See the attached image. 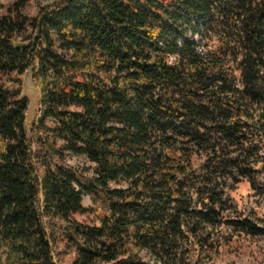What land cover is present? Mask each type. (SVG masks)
Returning <instances> with one entry per match:
<instances>
[{"label": "trees", "instance_id": "16d2710c", "mask_svg": "<svg viewBox=\"0 0 264 264\" xmlns=\"http://www.w3.org/2000/svg\"><path fill=\"white\" fill-rule=\"evenodd\" d=\"M35 1L0 15V264L263 256L264 0Z\"/></svg>", "mask_w": 264, "mask_h": 264}, {"label": "rangeland", "instance_id": "374dc122", "mask_svg": "<svg viewBox=\"0 0 264 264\" xmlns=\"http://www.w3.org/2000/svg\"><path fill=\"white\" fill-rule=\"evenodd\" d=\"M12 0H0V15L6 13L7 8L11 5ZM47 1L45 0H38L35 2L29 3L26 8L24 9V13L28 15H35L39 6L45 5ZM12 77L17 78L20 80L22 95H24L28 99V108L26 111V134L29 137L30 141H34L36 135L34 136V128L39 118L40 109L38 105V91L37 87L32 80L31 73L29 71L23 73L22 75H13ZM37 144L33 143V150H36ZM65 162L80 170L84 176H88L91 173V164L84 158L80 156H73L70 154H66ZM248 187L245 184L240 185L233 197L240 202L242 198L247 195ZM82 205L85 208L93 207V203L89 196H83L82 198ZM75 218L79 221H85L87 223L93 222V216L90 215L89 217L85 215H77ZM247 247H244L241 251H236L242 258L244 264H264V255L257 256L252 255L255 250V244L249 243ZM257 249V248H256ZM72 257L67 255L65 256L61 264H70Z\"/></svg>", "mask_w": 264, "mask_h": 264}]
</instances>
